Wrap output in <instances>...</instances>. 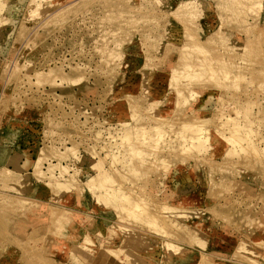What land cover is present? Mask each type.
Listing matches in <instances>:
<instances>
[{
  "label": "rangeland",
  "instance_id": "obj_1",
  "mask_svg": "<svg viewBox=\"0 0 264 264\" xmlns=\"http://www.w3.org/2000/svg\"><path fill=\"white\" fill-rule=\"evenodd\" d=\"M1 2L0 264H264V0Z\"/></svg>",
  "mask_w": 264,
  "mask_h": 264
},
{
  "label": "bare ground",
  "instance_id": "obj_2",
  "mask_svg": "<svg viewBox=\"0 0 264 264\" xmlns=\"http://www.w3.org/2000/svg\"><path fill=\"white\" fill-rule=\"evenodd\" d=\"M0 2H1V1H0ZM1 3H4V0H3V2H1ZM1 5H2V4H1ZM4 17H5V16H4ZM193 115H194V114H193ZM191 128H192V127H191ZM201 129H202L201 126H199V127H195V126H194L192 132L195 131L196 134H198L199 131H200ZM204 129H205V128H204ZM136 130H137V129H136ZM170 132H171V131H170ZM201 132H202V130H201ZM170 134H171V133H170ZM130 135H131V133H130ZM134 135H135V134H134ZM128 136H129V135H128ZM194 136H196V135H194ZM199 136H200V135H199ZM137 137H138V136H137ZM197 137H198V136H196V138H197ZM138 138H139V137H138ZM193 138H194V137H193ZM134 139H135V138H134ZM142 139H143V137H142ZM160 139H161V138H160ZM135 140H136V139H135ZM147 140H148V139H147ZM152 140H153V138H152ZM152 140H151V141H152ZM133 141H134V140H133ZM158 141H159V140H158ZM161 141H162V140H161ZM168 141H169V140H168ZM134 142L136 143V141H134ZM134 142L132 143L133 146H135V145H134ZM164 142H165V141H164ZM138 143H140V139L138 140ZM152 143H153V142H152ZM140 144H141V143H140ZM166 144H167V143H166ZM141 145H142V144H141ZM131 146H132V145H131ZM168 146H169V144H168ZM135 147H136V146H135ZM131 148H132V150L135 149V148H133V147H131ZM143 149H144V148H140L139 151H138L137 148L135 149V151H136L137 154H138V158H141L140 156H142V155H141V152L143 151ZM132 150H131V151H132ZM144 150H145V149H144ZM146 151H147V150H146ZM146 151H145V152H146ZM143 152H144V151H143ZM149 152H150V151H149ZM18 153H21V151L16 152V154H18ZM133 153H134V151H133ZM16 154H15V155H16ZM139 154H140V156H139ZM143 154H144V153H143ZM133 155H134V154H133ZM133 155H132V156H133ZM130 156H131V155H130ZM134 157L137 158L136 155H134ZM134 157H133V158H134ZM144 157H145V156H144ZM148 157H149V155H148ZM0 158H2V157H0ZM15 158H16V156H13V157H10L11 160H10V159H9V160H10V161L13 160V162H15V161H14ZM103 158H104V157H103ZM136 158H135V159H136ZM161 159H162V158H161ZM80 160H81V159H80ZM132 160H133V159H132ZM139 160H140V159H139ZM142 160H143V159H142ZM10 161H9V162H10ZM146 161H148V159H147ZM146 161L143 160V161H140V162H141V164H142V163L144 164V163H146ZM16 163H17V162H15V164H16ZM129 163H130V162H129ZM143 164H142V165H143ZM24 166H25V165H24ZM50 166H51V165H50ZM57 166H58V165H57ZM143 166H144V165H143ZM16 167H17V166H16ZM62 168H63V167H62ZM66 168H67V167H66ZM97 168H98V167H97ZM144 168H145V167H144ZM115 169H116V168H115ZM156 169H157V168H156ZM2 170H3V168H2ZM7 170H8V169H7ZM14 170H15V169H14ZM103 170H104V169H103ZM109 170H110V169H109ZM109 170H108V171H109ZM0 171H1V170H0ZM3 171H4V170H3ZM41 171H42V170H41ZM62 171H63V170H62ZM105 171H106V170H105ZM115 171H116V170H115ZM117 171H118V170H117ZM130 171H131V170H130ZM136 172H137V171H136ZM122 174H123V173H122ZM40 175H41V174H40ZM116 175H117V174H116ZM118 175H119V174H118ZM118 175H117V176H118ZM42 176H43V175H42ZM107 176H108V175H107ZM118 177H119V176H118ZM26 178H27V177H26ZM105 178H106V177H105ZM131 178H132V177H131ZM27 179H28V178H27ZM71 179H72V178H71ZM117 179H118V178H117ZM61 180H62V179H61ZM57 182H58V181H57ZM64 182H65V181H64ZM122 182H123V181H122ZM97 184H98V183H97ZM53 185H54V184H53ZM119 185H120V184H119ZM73 186H74V185H73ZM67 187H68V186H67ZM139 187H140V186H139ZM118 188H119V187H118ZM98 189H99V188H98ZM105 189H106V188H105ZM30 190H31V189H30ZM101 190H102V189H101ZM127 192H128V191H127ZM124 193H125V192H124ZM93 194H94V193H93ZM115 194H116V193H115ZM122 194H123V193H122ZM138 194H139V192H138ZM131 195H132V194H131ZM136 195H137V193H136ZM118 196H119V195H118ZM120 196H121V195H120ZM97 197H98V196H97ZM97 197H96V198H97ZM136 197H137V196H136ZM128 198H129V197H128ZM66 199H67V198H66ZM132 199H133V198L131 197L130 200L133 201ZM149 199H150V198H149ZM138 200H139V199H138ZM153 200H154V199H153ZM131 201H129V199H128V203H129V204H131ZM156 202H157V201H156ZM156 202H154V203H156ZM125 203H126V202H125ZM133 204H134V203H133ZM133 204H131V206H132ZM118 205H119V204H118ZM127 205H128V204H127ZM142 205H143V204H142ZM156 205H157V204H156ZM151 206H152V205H151ZM153 206H154V205H153ZM123 207H124V206H123ZM157 208H158V207H157ZM119 209L122 210L121 208H119ZM124 209H125V208H124ZM163 209H164V208H163ZM132 210H133V209H132ZM148 210H149V208H148ZM151 211H152V210L148 211V213L146 214V216H147L149 219L154 218V217H155L154 215L156 214L154 211H153L154 213L151 212ZM122 212H123V211H122ZM118 215H119V214H118ZM168 215H169V214H168ZM159 216H160V215H159ZM170 216H172V215H170ZM176 216H177V215H176ZM165 217H166V216H165ZM173 217H174V216H173ZM173 217H172V218H173ZM169 218H171V217H169ZM177 218H179V217H177ZM145 220H146V219H145ZM154 220H155V219H154ZM172 220L174 221L175 219H171V221H172ZM157 221H159V219H157ZM168 221H170V219H169ZM174 222H175V221H174ZM136 224H137V223H136ZM149 224H150V223H149ZM170 224H171V223H170ZM176 224H177V223H176ZM180 225H181V224H180ZM124 226H125V225H124ZM187 226H188V225H187ZM132 227H134V226H132ZM181 227H182V226H181ZM109 228H111V227H109ZM196 229H197V228H196ZM111 230H112V229H111ZM121 230H122V229H121ZM131 230H132V229H131ZM133 230H134V229H133ZM133 230H132V231H133ZM178 231H179V230H178ZM184 231H185V230H184ZM129 232H130V231H129ZM138 233H139V232H138ZM187 233H188V232H187ZM190 234H191V233H190ZM176 235H177V234H176ZM180 235H182V234H180ZM187 235H188V234H187ZM188 237H189V236H188ZM178 238H179V237H178ZM182 238H183V237H182ZM182 238H181V239H182ZM175 239H176V238H175ZM107 240H108V238H107ZM172 240H173V239H172ZM202 241H203V240H202ZM179 242H180V241H179ZM179 242H178V243H179ZM175 243H176V242H175ZM192 243H193V242H192ZM181 244H182V243H181ZM190 244H191V243H190ZM194 244H195V243H194ZM127 245H128V244H127ZM143 246H144V245H142V248H144ZM145 246H146V245H145ZM168 246H169V245H168ZM171 246H172V244H171ZM179 246H180V245H179ZM181 246H182V245H181ZM138 247H139V246H138ZM138 247H137V248H138ZM169 247H170V246H169ZM177 247H178V246H177ZM168 249H169V248H168ZM172 249H173V248H172ZM133 250H134V249H133ZM140 250H141V248H140ZM170 250H171V249H170ZM180 250H182V249H180ZM121 251H122V250H121ZM169 252H170V251H169ZM178 252H179V251H178ZM137 254H138V253H137ZM134 256H135V255H134ZM138 256H139V255H138ZM115 257H116V256H115ZM123 257H124V256H123ZM123 257H121L122 260H123ZM125 257H126V256H125ZM141 258H142V256H141ZM141 258H140V259H141ZM143 258H144V257H143ZM125 259H126V258H125ZM144 260H145V259H144ZM139 261H140V260H139ZM147 261H148V260H147ZM118 262H120V261H117L116 263H118ZM140 262H141V261H140ZM140 262H139V264H140ZM142 262H143V260H142ZM144 262H145V261H144ZM133 263H134V262H133ZM118 264H119V263H118ZM135 264H136V263H135ZM149 264H150V263H149Z\"/></svg>",
  "mask_w": 264,
  "mask_h": 264
},
{
  "label": "crops",
  "instance_id": "obj_3",
  "mask_svg": "<svg viewBox=\"0 0 264 264\" xmlns=\"http://www.w3.org/2000/svg\"><path fill=\"white\" fill-rule=\"evenodd\" d=\"M101 249V251L103 250L102 248H99V250ZM82 253H83V259L87 264H105L106 260H107V256H97V254L95 255L93 252L87 251V250H83L81 249ZM95 255V256H94ZM97 256V257H96ZM120 264H122L121 262H119Z\"/></svg>",
  "mask_w": 264,
  "mask_h": 264
}]
</instances>
